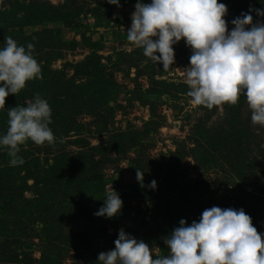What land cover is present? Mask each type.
<instances>
[{
	"label": "rangeland",
	"instance_id": "obj_1",
	"mask_svg": "<svg viewBox=\"0 0 264 264\" xmlns=\"http://www.w3.org/2000/svg\"><path fill=\"white\" fill-rule=\"evenodd\" d=\"M218 2L228 29L250 7L253 23L264 22L254 11L264 0ZM119 3L0 0V47L5 36L32 43L42 75L5 98L0 134L7 109L39 94L55 137L26 141L22 165L9 166L0 149V264H98L120 229L164 256L162 237L214 205L242 208L264 233V127L251 123L243 96L194 104L184 79L190 47L173 45L174 63L162 69L127 40L136 0ZM136 168L155 190L139 186ZM110 185L121 212L95 216Z\"/></svg>",
	"mask_w": 264,
	"mask_h": 264
},
{
	"label": "clouds",
	"instance_id": "obj_2",
	"mask_svg": "<svg viewBox=\"0 0 264 264\" xmlns=\"http://www.w3.org/2000/svg\"><path fill=\"white\" fill-rule=\"evenodd\" d=\"M108 4L121 5L119 0ZM233 18L231 29L224 17L227 7L218 0H136L131 13L127 40L142 49L152 62L169 69L174 63V48L182 38L191 49L184 69L186 95L196 105H235L240 96L246 100L253 125L264 127V22L253 23L250 12ZM257 16L264 10L255 9ZM26 48L9 36L0 47V108L5 98L17 94L27 81L41 79V67ZM159 53V55H157ZM7 129L0 134V149L6 150L9 166L22 165L18 153L30 140L36 145H52L51 108L46 99L35 94L25 105L7 109ZM264 147V144L261 145ZM143 171L136 168L141 188L155 190L153 179L144 183ZM122 209L119 194L106 189L103 204L95 216L112 218ZM264 233H258L242 208H205L198 220L186 224L182 218L169 235L162 237L168 254L155 256L143 240L118 230L114 248L98 253V264H264Z\"/></svg>",
	"mask_w": 264,
	"mask_h": 264
},
{
	"label": "trees",
	"instance_id": "obj_3",
	"mask_svg": "<svg viewBox=\"0 0 264 264\" xmlns=\"http://www.w3.org/2000/svg\"><path fill=\"white\" fill-rule=\"evenodd\" d=\"M16 201H15V199H13V203H15ZM0 225H1V222H0ZM3 225H5V224H3Z\"/></svg>",
	"mask_w": 264,
	"mask_h": 264
}]
</instances>
